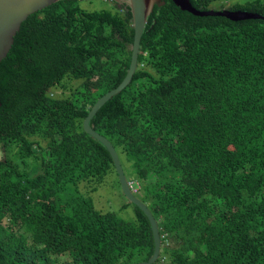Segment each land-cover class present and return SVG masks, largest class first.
I'll return each mask as SVG.
<instances>
[{
    "label": "trees",
    "instance_id": "obj_1",
    "mask_svg": "<svg viewBox=\"0 0 264 264\" xmlns=\"http://www.w3.org/2000/svg\"><path fill=\"white\" fill-rule=\"evenodd\" d=\"M78 1L28 16L0 62V147L15 150L0 159V264H132L153 254L140 209L122 220L78 188L115 171L82 123L124 79L134 36L126 5L87 12ZM219 1L189 0L199 11ZM228 10L264 16V0ZM64 80L81 84L54 97ZM89 125L157 221L155 264H264V21L195 17L170 0L154 7L131 83Z\"/></svg>",
    "mask_w": 264,
    "mask_h": 264
},
{
    "label": "water",
    "instance_id": "obj_2",
    "mask_svg": "<svg viewBox=\"0 0 264 264\" xmlns=\"http://www.w3.org/2000/svg\"><path fill=\"white\" fill-rule=\"evenodd\" d=\"M61 0H0V62L6 58L11 50L15 36L20 30L21 24L28 16L37 13ZM116 4L126 5L132 17V29L134 31L133 43L130 48L131 58L129 68L121 83L102 97H100L91 107L86 118L83 120L82 128L85 134L101 143L108 151L113 167L118 179L121 192L127 202L140 209L146 216L153 236L154 250L147 261L132 264H155L160 256L161 238L156 219L149 208L142 203L131 188V183L124 174L121 161L112 144L96 133L89 125L91 119L98 111L112 98L121 94V92L131 83L137 70V60L140 49V42L148 17L152 14L154 7H162L166 0H111ZM177 8L187 12L195 17H222L232 22H241L248 20L264 21V16L246 11L230 10H206L199 11L192 7L189 0H170ZM150 28L147 32H149ZM1 107V103H0Z\"/></svg>",
    "mask_w": 264,
    "mask_h": 264
},
{
    "label": "rangeland",
    "instance_id": "obj_3",
    "mask_svg": "<svg viewBox=\"0 0 264 264\" xmlns=\"http://www.w3.org/2000/svg\"><path fill=\"white\" fill-rule=\"evenodd\" d=\"M250 0H228L213 3L210 8L217 10L221 7H227L235 3H244ZM77 6L85 10L87 12H95L101 10H109L115 11L116 7L107 0H79L77 2ZM81 84L80 81H70L64 80L63 85H65V89L61 87H55L52 89V95L56 98H70L72 96L73 90ZM89 87H95V81L89 82ZM41 146L44 147L45 143L41 142ZM14 148V147H13ZM11 148H3L0 147V159L12 157L11 155L15 151ZM123 162V160H122ZM122 166L127 175V170L125 165L122 163ZM79 191L84 195L88 196L92 199L95 208L102 213H114L117 217L122 220L133 222L135 219V209L134 207L127 202L125 197L123 196L118 179L115 171L110 172L102 181V183L97 184L95 181H88L79 184ZM134 192V187H132ZM6 221H4V224ZM174 244L169 243L168 246ZM70 262L68 257H63L60 259V262ZM162 264V263H159Z\"/></svg>",
    "mask_w": 264,
    "mask_h": 264
},
{
    "label": "flooded vegetation",
    "instance_id": "obj_4",
    "mask_svg": "<svg viewBox=\"0 0 264 264\" xmlns=\"http://www.w3.org/2000/svg\"><path fill=\"white\" fill-rule=\"evenodd\" d=\"M228 1V0H227ZM251 1V0H250ZM219 2H221V1H219ZM244 3H246V2H244ZM243 4V3H242ZM228 8H229V6H227V7H221L220 9H217V10H223V9H226V10H228ZM231 11V10H230ZM239 11V10H238Z\"/></svg>",
    "mask_w": 264,
    "mask_h": 264
}]
</instances>
